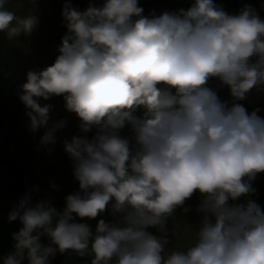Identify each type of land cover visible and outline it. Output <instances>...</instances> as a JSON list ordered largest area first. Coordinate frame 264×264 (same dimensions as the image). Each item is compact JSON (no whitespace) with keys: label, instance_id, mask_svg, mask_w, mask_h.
<instances>
[{"label":"clouds","instance_id":"clouds-1","mask_svg":"<svg viewBox=\"0 0 264 264\" xmlns=\"http://www.w3.org/2000/svg\"><path fill=\"white\" fill-rule=\"evenodd\" d=\"M7 3L0 0V31L30 35L37 17H18ZM143 12L138 0L90 2L83 11L65 0L59 55L27 73L19 99L30 131L47 129L39 144L49 153L65 122L48 127L53 105L39 100L62 96L78 116L81 134L65 138L63 149L79 190L62 209L50 197L33 203L38 185L27 191L9 214L22 227L3 264H51L69 252L91 255V264H264V207L252 199L264 173V118L235 102L264 84V20L251 5L229 14L214 0ZM213 78L228 87L231 104L207 86ZM141 106L143 116L135 115ZM197 193L194 242L169 247L170 236L180 237L169 218L188 212ZM109 205L118 218L100 219L94 233L75 221L73 214L95 219Z\"/></svg>","mask_w":264,"mask_h":264},{"label":"rangeland","instance_id":"rangeland-1","mask_svg":"<svg viewBox=\"0 0 264 264\" xmlns=\"http://www.w3.org/2000/svg\"><path fill=\"white\" fill-rule=\"evenodd\" d=\"M90 2L99 7L104 0H71L72 6L81 11L85 10ZM64 3L65 0H8L7 10L14 12L18 17L34 15L38 23L30 35L22 33L17 37L9 38L7 32L0 31V122L11 128L9 140L11 154L14 162L25 170L24 195L33 186L38 185L40 192L32 193L33 203L50 197L57 209L65 206V197L68 194L79 190V184L72 174L71 161L63 149V140L81 134L80 120L75 113L66 110L62 96L39 100L41 105H53L49 113L48 127L60 121L65 122L63 129L57 132V142L53 146V151L49 153L39 144L47 129L40 128L35 133L30 131L26 108L19 96L23 94L22 85L27 82V73L45 69L52 65L59 55L58 47L67 32L61 15ZM193 3L194 0H138L139 6L144 9V16H150L153 12L158 16L166 11L187 10ZM214 3L222 6L229 14H237L245 4L251 5L264 20V0H214ZM50 12L54 13L51 17ZM56 16L58 21L55 20ZM51 18L54 19L53 23ZM255 59L253 57L252 62H255ZM207 86L215 90L222 101H228L229 104L233 102L228 87L221 85L218 79H210ZM235 102L242 104L249 114L258 110L257 114L264 118V84L257 85L246 94L245 99ZM144 111L141 106L136 109L135 115L143 116ZM129 134L128 128L121 133L122 136ZM87 135L91 137L93 133ZM50 181L56 183L60 190H52ZM254 187L258 189V194L252 199L264 207V173L258 175ZM199 202L200 196L197 193L187 202L188 212L178 209L174 216L169 218L168 228L171 230L178 226L180 231L178 239L170 236L169 247L182 250L194 242L195 231L200 221V215L195 211ZM73 215L76 222L89 224L93 233L100 219L113 222L118 218L113 216L111 205L105 213L95 219L81 220ZM150 231L159 234L155 229ZM41 239L44 244L49 242L46 237ZM12 251L13 249L9 253ZM3 258L0 259V264H3ZM92 258L91 255L81 258L74 252L57 253L55 258L51 259V264H91Z\"/></svg>","mask_w":264,"mask_h":264},{"label":"trees","instance_id":"trees-1","mask_svg":"<svg viewBox=\"0 0 264 264\" xmlns=\"http://www.w3.org/2000/svg\"><path fill=\"white\" fill-rule=\"evenodd\" d=\"M55 20L58 21L57 16ZM10 137L11 128L0 122V259L14 248L13 233L22 227L18 219L9 221V214L24 196L25 188V170L13 160Z\"/></svg>","mask_w":264,"mask_h":264}]
</instances>
